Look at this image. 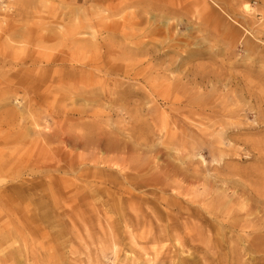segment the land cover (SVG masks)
Instances as JSON below:
<instances>
[{"label":"bare ground","instance_id":"1","mask_svg":"<svg viewBox=\"0 0 264 264\" xmlns=\"http://www.w3.org/2000/svg\"><path fill=\"white\" fill-rule=\"evenodd\" d=\"M94 1L98 6H102L107 0ZM24 2L26 3V0H20V3ZM158 2L162 0H157ZM12 3L13 0H0V10L5 12L6 9L12 8ZM147 3L148 1H143V4H146L143 10L146 15L150 13L149 10L157 11L163 13L161 16L166 19V15L171 12L170 7L162 3ZM245 9L250 11L249 6H245ZM117 10L109 6L96 7L85 13L84 21L78 22L76 18L72 26L60 27L62 35H70L69 42L64 44L67 50H58L59 53L44 58L50 65L72 64L70 66L73 71H56L46 76L43 74V77L38 76L33 81V71L9 76L0 73V109L8 105L11 99L17 100L22 93L27 97L23 111L30 115L29 118H23V115L19 116L17 113L7 116H4L5 113L0 114L3 119L0 133L7 123L8 129L17 130L13 132V142L26 147L27 150L12 155V163L33 175H44L46 178L29 186L30 191L37 190L38 187L45 191H41L38 198L26 200L33 209L29 205L14 206L11 202L10 212L22 216L24 221L21 222L22 225L14 221L8 224V228L7 225L2 227L1 224L0 264H11L15 261L21 263L19 257L22 252L27 262H30V257L33 260L31 264H39L38 255L34 254V250L31 253L27 245L24 250L13 248L8 252L6 251L9 247L6 245L21 239L29 246L30 234L36 235L39 231L48 234L46 228L42 230L40 221H47L48 215L55 213L59 204L69 206L64 215H74L75 208L81 207L83 202H89L90 195L85 193L94 186H105L127 199L123 203L120 200L104 202L106 207L102 209L103 213L97 212L96 215L98 222H103L112 231L109 233L108 242L116 249L113 252L117 260L124 253L118 250V247L123 246L125 242L116 234L118 227H123L124 233L133 242L153 247L150 252H144L143 258L133 260L132 264H165L168 260H174L169 258L167 244L177 251L187 245L196 250L200 249V246L207 251L215 250L223 245V239L227 235H230L227 237L229 242L234 241L237 236L234 233H244L248 240L243 249L236 245L237 247L229 251V256H232L234 261L232 264H246L240 257L245 253L254 255L255 261L262 260L259 259V255L264 252L261 246V228L253 226L252 230L246 231L241 224L252 222V195L264 197L260 194L264 193V141L257 139L264 132L263 85L255 84L251 86L252 89L239 88L232 91L235 77L224 67L220 71H207L205 66H192L183 71L177 65L173 71L179 73L177 80L186 92L182 101L181 117H175L174 120L180 133L168 138L164 143L165 149L155 147L153 142L155 136L161 133L171 134L166 124L160 131L153 120L152 130L146 123L142 124L141 117H136L139 124L131 128L128 125L111 127L102 118L119 114L117 110L88 111L67 108V100L76 105H86L103 99L116 105L132 95L152 98L158 94L162 101L167 99L165 95L153 91V84L149 91L147 88H141L143 92L139 93L131 82L143 75L146 60L150 56L155 57V53L158 54L154 49L144 52L145 45L164 37V29L172 30L171 21L164 20L163 28L157 16L150 24H146L141 16L133 13L129 15L126 23L111 22L115 14L120 12ZM145 25L147 28L144 32L135 36L134 31L141 30ZM40 29L43 33L47 28L42 25ZM42 36L41 40L45 41ZM180 43L177 42L176 46ZM186 53L187 60L204 56L214 59L217 56L216 53L200 46L190 48ZM116 55L130 56L133 59L145 56L146 60L137 59L132 63L133 60L128 58L124 63H116L112 60ZM230 56L232 55L229 54ZM14 61L17 65H13V68L25 64L22 59ZM106 68L110 69V73L104 78L95 73ZM120 72L121 79L115 77ZM162 74L165 75V71ZM13 76L17 79L14 80ZM190 86L196 89L194 93L189 94ZM57 90H65L63 97ZM55 92L56 96L53 95ZM119 110L125 109L120 106ZM252 118H255V121L247 124ZM23 120L28 121L26 125L29 128H33V138L28 132L20 131L23 129ZM244 130L257 132L244 134ZM128 131L130 138L127 141L125 135ZM131 136L135 139L134 142L131 141ZM79 150L87 151L89 158L77 155L75 152ZM169 151L178 152L183 160L188 159L195 151L209 153V158L213 161L231 159L234 156H254L258 160L255 167L247 170L231 167L223 169L224 166H217L216 175L204 177L202 173L205 169L194 170L190 175L187 169L179 167L167 158L163 160L162 165L157 164L159 156H168ZM90 166L95 168V172L90 170ZM63 174L73 177L68 179L66 176L62 177ZM127 185H131V188H152L163 194L170 192L171 198H139ZM248 191L251 194H248ZM80 193L84 196L77 204ZM124 204L130 208L124 207ZM234 204H240L241 210L235 209ZM248 206L249 209L245 210ZM263 209L264 207L262 211ZM30 211L34 212L32 215L36 218L31 227L28 226ZM259 222L260 219L255 220V224ZM50 226L54 231L53 224ZM52 238L60 240L63 235L61 232L52 233ZM194 254L192 252L186 257L180 256L179 260L172 264H197L199 259H196ZM220 261L221 258L219 263ZM46 262L63 263L62 259L50 255Z\"/></svg>","mask_w":264,"mask_h":264},{"label":"rangeland","instance_id":"2","mask_svg":"<svg viewBox=\"0 0 264 264\" xmlns=\"http://www.w3.org/2000/svg\"><path fill=\"white\" fill-rule=\"evenodd\" d=\"M139 1L107 0L105 4L98 6L94 0H26V3H20V0H13L12 8L6 9L5 12L0 10V73L9 76L15 73L33 71L35 74L34 76L32 75L31 81H33L34 78L43 74L46 76L56 71L62 73L73 71L72 66H70L72 64L50 65L44 58L59 53L58 50H67L64 44L67 45L66 43L69 42L70 39L68 38L70 35H62L60 27L62 25L67 27L72 26L76 22V18H78V22L84 21L85 13L93 8H107L109 6L120 11L111 20V22L115 23H126L129 15L133 13H136V16H141L146 24H150L155 20L154 17L157 16L160 20V26L163 28H165L163 25L164 20L171 21L170 24L173 26V31H166L164 29V37L160 38L159 41H150L151 43L144 47V52L147 49L156 50L158 54L155 53V57L150 56L148 60H146L145 56L135 57L134 59L130 56L117 57L116 55L112 57V60L116 63H124L128 58L133 60L132 63H135L137 59L146 60L143 75L139 79L132 81L131 84L136 88L135 91L139 93L143 92L141 88H147L149 91L153 84L155 85L153 91L156 90L160 94L165 95L167 99L162 101L158 97V94L155 97L152 96V98H142L140 95H132L126 101L119 102L116 105L109 104L103 99L86 105L82 103L76 105L67 100L65 104L68 109H84L88 111L117 110L119 114L113 117L102 118L111 127L128 125L131 128L139 124L136 121V117H141L142 124L146 123L147 127L152 130L154 126L153 120H155L157 128L160 131L166 124L171 134L165 135L161 133V135L155 136V141L153 142L155 147L165 149L164 143L168 138L173 135L178 136L180 133L176 129L174 120L175 117H181L182 101L186 92L183 89V85L177 80L179 73L173 71L177 65L183 71L188 70L192 66H205L207 71L211 69L220 71L224 67L230 75H234L235 77V86L232 88V91L239 88L252 89L251 86L255 84L264 86V0H162V2L158 3L157 0H143L153 4L162 3L170 7L169 10L171 12L168 15L165 14L166 19L162 18L161 15L163 13L152 12L149 9L150 13L146 15L143 12L146 4H143V1L139 3ZM245 6H249L250 11L246 10ZM42 25H45L47 28L46 32H41L40 28ZM145 28H147L146 25L145 27L142 26L141 30L134 31V35L137 36L143 33ZM41 35H43L42 38L46 39L45 41L41 40ZM105 36L103 35V37ZM146 41L149 40L146 39ZM177 42L181 43L176 46ZM197 46L216 53L217 56L214 59L204 56L193 57L187 60L186 52L190 48H197ZM229 54L232 56L229 57ZM21 59L25 60V64L21 67L16 66L13 68V65H17L14 60L18 62ZM182 64H184V67H182ZM163 71H165V75L162 74ZM95 73L104 78L110 73V69H101L100 71H95ZM115 77L121 79L122 72ZM13 79L16 80L17 78L13 76ZM252 81L253 84H251ZM188 89L189 94L194 93L196 90L193 86L188 87ZM57 92L63 97L65 90H57ZM56 94L55 92L53 95L56 96ZM26 98L21 93L17 100L11 99L8 105L3 108L1 107L0 114L5 113L4 116H7L10 113H17L19 116L23 115V118H29L28 112L23 111ZM240 104L245 105L244 102H240ZM120 106L125 110H119ZM254 121L255 118H252L247 121V124H252ZM2 122L3 119L0 117V128ZM27 122L24 120L21 122L23 129L20 131L28 132L29 136L33 138V128H29L26 125ZM6 125L7 123L3 126L2 133H0V218L2 220H0V226L1 224H3L2 227L7 225L6 227L8 228V224L14 221L19 224L24 221L22 216L12 214L9 207L12 208V205L15 206L17 204H20L22 207L27 206L29 203L26 200L38 198V195H41V191L45 193L41 187L30 191L29 186L32 183L37 184V181H44L46 178L44 175H33L26 169H20L17 165H13L12 155L23 153L27 150L26 147L13 142L12 135L17 130L8 129ZM243 132L244 134H249L248 132L255 134L257 131L244 130ZM126 134L125 139L128 141L130 138L128 136L130 134L129 131ZM257 139L264 141V132ZM131 141H135L132 136ZM75 153L89 158L87 151L79 150ZM197 153L199 152L195 151L190 154L188 159L183 160L178 152L169 151L167 152L168 156H159L156 162L162 165L164 163L163 160L167 158L179 167L187 169L190 175L194 170L205 169L206 171L202 173V176L213 177L216 175L215 169L217 166L222 168L224 166L225 168L223 169L231 167L238 170H247L255 167L258 160L254 156L253 158L250 157L251 159L246 156L244 158L234 156L231 159L213 161L209 158V153L201 152L199 155ZM90 170L95 172V168L91 166ZM63 176H66L68 179L73 177V175L66 174H63ZM127 187L139 198L156 200L171 198L170 192L163 194L152 190V188H131V185H127ZM85 194L90 195L89 202H83L81 207L75 208L74 215H64L65 209H68L69 206H60L59 204L56 212L48 215L47 221H40L42 230L46 228L48 234L40 231L36 235L30 234L29 246L26 241L23 242L21 239L14 242L11 241L6 245L9 247L6 252L13 248L24 250L25 245H27L31 253L34 250V254L38 255L39 264H47L46 260L49 255L50 257L62 259V264H132L133 260L143 258L145 251L150 252L149 250L153 248L152 246L133 242L124 233L123 227H118L116 234L121 239H124L125 242L123 246L118 247V250L124 253L117 260L113 252L116 249L108 242L110 239L109 233L112 231L103 222L99 223L96 215L97 212L99 214L103 213L101 211L106 207L104 202L108 200L118 202L120 200L123 203L127 199L123 195L115 194L114 190L105 188V186H94V188H91ZM248 194L251 193L248 191ZM260 194L264 195V193ZM78 196L77 204L82 200L84 194L80 193ZM252 197L253 199L250 200L254 211V215L251 217L252 222H243L241 227H245L246 231L252 230L253 226L261 228V246L264 251V209L262 211L264 197L260 198L253 195ZM11 202H13L12 205ZM73 204H76V202ZM245 205L247 206V204ZM124 207L130 208L125 206V204ZM31 208L33 209V207ZM241 208L240 204L235 205V209L241 210ZM244 209L248 210L249 206ZM32 213L34 214V212L30 211L28 217L29 227H31L32 221L36 219ZM110 214L113 215L112 213ZM256 219H260L258 224H255ZM50 224H53L54 231L51 230ZM2 227H0V230ZM57 232L62 233V239L52 238V233ZM234 234L237 235L234 241L229 242L227 237L230 235H227L223 239L222 246L209 251L201 248V246L200 249L196 250L191 248L190 245L177 251L174 247L167 244L170 254L169 258L172 257L174 260H168L165 264L177 262L180 256L186 257L192 252L195 253V258L199 259L197 264H232L234 261H232V256H229L231 255L229 251L237 247L236 245L243 249L248 240L244 233ZM33 238L35 240L32 241ZM240 257H242V260L246 264H264V252L259 255V259L262 260H253L254 255H250L249 253H245L244 256ZM19 258L21 259V263L15 261L11 264H31L33 262L30 257L28 258L30 262H27L23 252ZM220 258L221 261L219 263Z\"/></svg>","mask_w":264,"mask_h":264},{"label":"built area","instance_id":"3","mask_svg":"<svg viewBox=\"0 0 264 264\" xmlns=\"http://www.w3.org/2000/svg\"><path fill=\"white\" fill-rule=\"evenodd\" d=\"M4 8H6V6H4Z\"/></svg>","mask_w":264,"mask_h":264}]
</instances>
